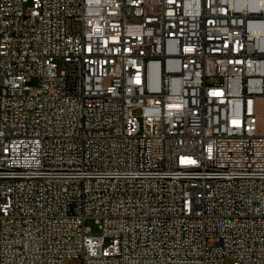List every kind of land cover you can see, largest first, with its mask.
Returning a JSON list of instances; mask_svg holds the SVG:
<instances>
[{
    "label": "built area",
    "instance_id": "2783aa9c",
    "mask_svg": "<svg viewBox=\"0 0 264 264\" xmlns=\"http://www.w3.org/2000/svg\"><path fill=\"white\" fill-rule=\"evenodd\" d=\"M27 2L0 0V264H264V0Z\"/></svg>",
    "mask_w": 264,
    "mask_h": 264
},
{
    "label": "rangeland",
    "instance_id": "374dc122",
    "mask_svg": "<svg viewBox=\"0 0 264 264\" xmlns=\"http://www.w3.org/2000/svg\"><path fill=\"white\" fill-rule=\"evenodd\" d=\"M31 5H32L31 0H28V2L24 4V7H25V8H28V7H30ZM85 223H86V226L89 227V228H91V230H92L94 233L99 232L98 225H97V223L95 222L94 219H92V218H88V219H86ZM232 263H233V259H232V258H227V259H226L225 264H232Z\"/></svg>",
    "mask_w": 264,
    "mask_h": 264
},
{
    "label": "bare ground",
    "instance_id": "6f19581e",
    "mask_svg": "<svg viewBox=\"0 0 264 264\" xmlns=\"http://www.w3.org/2000/svg\"><path fill=\"white\" fill-rule=\"evenodd\" d=\"M223 180H230V171H223Z\"/></svg>",
    "mask_w": 264,
    "mask_h": 264
}]
</instances>
